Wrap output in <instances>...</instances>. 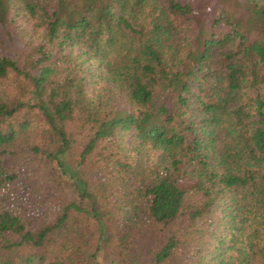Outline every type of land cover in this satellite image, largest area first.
Returning <instances> with one entry per match:
<instances>
[{
  "label": "trees",
  "instance_id": "obj_1",
  "mask_svg": "<svg viewBox=\"0 0 264 264\" xmlns=\"http://www.w3.org/2000/svg\"><path fill=\"white\" fill-rule=\"evenodd\" d=\"M19 17L0 264H264V0H0Z\"/></svg>",
  "mask_w": 264,
  "mask_h": 264
},
{
  "label": "rangeland",
  "instance_id": "obj_2",
  "mask_svg": "<svg viewBox=\"0 0 264 264\" xmlns=\"http://www.w3.org/2000/svg\"><path fill=\"white\" fill-rule=\"evenodd\" d=\"M30 38V27L26 24L23 18L19 17L15 19L11 24L0 26V39L2 43L1 50L3 53L11 56L16 60H20L23 54L27 51V42L30 40ZM8 261L9 264L16 263V259L12 257ZM101 264L106 263L105 261H101Z\"/></svg>",
  "mask_w": 264,
  "mask_h": 264
}]
</instances>
